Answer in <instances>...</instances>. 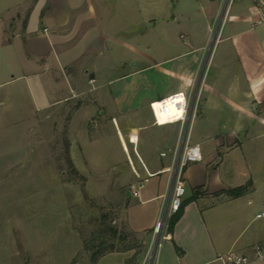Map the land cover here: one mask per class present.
<instances>
[{
  "label": "crops",
  "instance_id": "0c3cea01",
  "mask_svg": "<svg viewBox=\"0 0 264 264\" xmlns=\"http://www.w3.org/2000/svg\"><path fill=\"white\" fill-rule=\"evenodd\" d=\"M112 1L0 0V85H11L0 96V110L7 118L22 119L19 115H25L24 110L47 116L49 109L73 100L78 125L96 113L111 117L116 131L120 129L127 137L141 162L138 174L143 176V168L146 177L148 173L153 177L167 173L172 165L181 126L157 125L150 103L177 91H196V114L188 134L190 142L200 147L202 159L198 162L205 160L216 171L224 158L219 159L220 153L237 154L248 145L251 166L256 160L264 165V23L255 22L264 12V0H234L216 42L208 47L221 0L211 15L207 8L199 22L186 15L173 16L167 22L169 38L178 35L173 53L142 68H128V62L138 55L146 56L142 46L145 32H138L136 44L129 43L123 36V31H128L126 19L113 14ZM107 41L117 44L119 50L110 51ZM127 50L132 52L130 58ZM152 66L159 74L175 79V85L168 90L141 89L130 94L129 80ZM133 134L137 136L135 142L129 140ZM208 144L214 149H207ZM165 146L170 164L154 169L159 160L153 162L149 154L166 157ZM184 179V199L192 196L193 200L184 206L173 231L169 230L162 241L153 264H222L220 255L261 241L248 238L241 242L238 232L239 201L246 197L248 208L253 203L254 188L233 196L229 191L235 187ZM168 184L169 173L158 185L139 190L141 203L161 200L148 223L140 225L128 211L127 220L135 232L153 231ZM220 214L231 216L230 223L215 224ZM151 240L150 236L144 239L147 248ZM128 257V253L114 252L93 262L123 264Z\"/></svg>",
  "mask_w": 264,
  "mask_h": 264
},
{
  "label": "rangeland",
  "instance_id": "374dc122",
  "mask_svg": "<svg viewBox=\"0 0 264 264\" xmlns=\"http://www.w3.org/2000/svg\"><path fill=\"white\" fill-rule=\"evenodd\" d=\"M219 1L113 0L109 4L113 14L126 19L128 31H123V36L127 41L136 44L138 32H145L142 46L146 56L138 55L128 62V68H142L173 53L178 35L169 38L167 29L173 16L186 15L199 22L206 9L211 15ZM216 23L217 18L212 23L213 32ZM105 45L110 51L119 50L113 42ZM131 53L127 50L128 58ZM129 81L130 94L141 89L168 90L176 83L153 66ZM9 87L0 85V96ZM74 109L75 101L70 100L49 109L47 116L24 110L26 114H20L22 119L17 120L8 119L0 110V264H95L94 255L100 258L114 252L129 254L123 264H153L157 252L151 250L156 240L154 228L152 232H135L127 214L129 211L140 225L148 223L161 199L141 203L131 189L141 180L144 187H154L169 172L148 176L150 182L145 181L143 168V176L137 172L141 162L135 150L120 129L116 131L113 119L96 113L78 125ZM135 141L137 136L133 134ZM213 147L207 145V149ZM165 148L166 157L157 158L150 152L153 162L159 160L154 169L170 164V152ZM248 153V145L237 154L220 153L219 159L224 158L216 171L204 160L189 163L184 172L192 182L246 186L245 192L254 188L253 203L248 208L246 197L239 201L241 242L264 239V218L255 217L264 208V165L256 160L252 167ZM215 218L220 227L230 223L231 216L220 214ZM147 236L152 239L148 248L144 242Z\"/></svg>",
  "mask_w": 264,
  "mask_h": 264
},
{
  "label": "built area",
  "instance_id": "2783aa9c",
  "mask_svg": "<svg viewBox=\"0 0 264 264\" xmlns=\"http://www.w3.org/2000/svg\"><path fill=\"white\" fill-rule=\"evenodd\" d=\"M234 0H221L218 12L216 28L213 32L211 46L216 42L221 23L224 20L228 8ZM257 24L264 23V12L255 21ZM93 81V80H91ZM150 107L157 125L179 123L181 132L178 144L173 151L172 165L166 169L169 172V184L164 195V204L159 213L154 226L156 240L154 244L158 248L169 232L171 218L181 208L186 195V184L184 179V169L188 163L198 162L202 159L199 145L193 144L189 140L188 127L196 114L197 95L196 91L188 93L186 91L174 92L160 100L150 103ZM164 122V123H162ZM132 141V136H130ZM148 176L152 174L148 173ZM146 177L144 180L148 181ZM140 185L131 189V194L139 196ZM256 218H264V210L256 214ZM156 250V251H157ZM222 264H264V239L257 241L242 250L229 251L218 257Z\"/></svg>",
  "mask_w": 264,
  "mask_h": 264
},
{
  "label": "trees",
  "instance_id": "16d2710c",
  "mask_svg": "<svg viewBox=\"0 0 264 264\" xmlns=\"http://www.w3.org/2000/svg\"><path fill=\"white\" fill-rule=\"evenodd\" d=\"M245 191H246V186H238V187H235V188L231 189L229 191V193L231 195H233V196H240V195L244 194ZM191 200H193V197L192 196L190 198L184 199L183 202H182L181 208L179 209V211L172 216L171 221H170V226H169V230L170 231H173L174 226H175V223L179 220L180 216L182 215L184 206L188 202H190ZM97 258H98V256L94 255L93 261H96Z\"/></svg>",
  "mask_w": 264,
  "mask_h": 264
},
{
  "label": "bare ground",
  "instance_id": "6f19581e",
  "mask_svg": "<svg viewBox=\"0 0 264 264\" xmlns=\"http://www.w3.org/2000/svg\"><path fill=\"white\" fill-rule=\"evenodd\" d=\"M207 60H208V59H207ZM156 247H157L156 244H154V246H153V248H152L151 250H152V251H154V249L157 250ZM154 254H156V253H154ZM154 258H155V257L153 256V260H154Z\"/></svg>",
  "mask_w": 264,
  "mask_h": 264
}]
</instances>
